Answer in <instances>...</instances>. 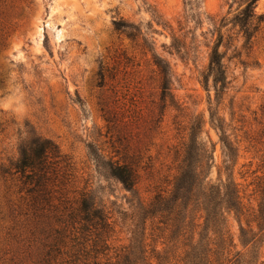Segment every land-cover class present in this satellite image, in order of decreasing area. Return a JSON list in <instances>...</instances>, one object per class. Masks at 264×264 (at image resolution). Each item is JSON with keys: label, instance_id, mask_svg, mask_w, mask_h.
I'll list each match as a JSON object with an SVG mask.
<instances>
[{"label": "rangeland", "instance_id": "obj_1", "mask_svg": "<svg viewBox=\"0 0 264 264\" xmlns=\"http://www.w3.org/2000/svg\"><path fill=\"white\" fill-rule=\"evenodd\" d=\"M245 1L0 0V163L27 138L52 141L73 168L74 186H88L108 215L113 244L124 245L142 229L138 205L170 190L184 129L198 115L205 156L213 144L207 181L227 173L243 204L255 207L264 156V0L248 44L234 22ZM214 48L226 77L218 99L207 74ZM155 60L170 70L174 106L165 110ZM89 145L135 166L134 193L94 164ZM228 227L236 241L233 217Z\"/></svg>", "mask_w": 264, "mask_h": 264}, {"label": "trees", "instance_id": "obj_2", "mask_svg": "<svg viewBox=\"0 0 264 264\" xmlns=\"http://www.w3.org/2000/svg\"><path fill=\"white\" fill-rule=\"evenodd\" d=\"M257 1L246 0L234 18L247 44L255 32L252 21L259 20L254 14ZM154 65L165 110L174 106L170 70L162 60ZM207 74L218 99L226 77L216 48L210 53ZM103 86L100 75L98 87ZM209 123L222 133L210 110ZM202 127L198 115L189 119L170 190L138 205L142 229L119 246L113 244L114 226L108 215L95 204L88 186H74L73 168L58 147L40 137L23 140L14 158L0 163V264H264V156L262 176L254 184L256 206H245L227 168L225 180L218 173L215 182L207 181L213 144L205 156L199 138ZM225 147L231 153L226 141ZM87 148L97 167L126 192H135L139 174L125 156L107 159L93 146ZM230 217L238 224L236 241L228 227Z\"/></svg>", "mask_w": 264, "mask_h": 264}]
</instances>
